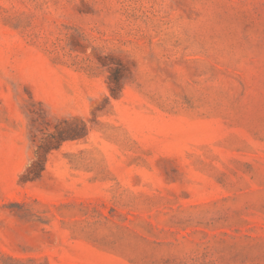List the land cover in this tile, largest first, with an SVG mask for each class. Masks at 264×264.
Returning a JSON list of instances; mask_svg holds the SVG:
<instances>
[{
  "label": "rangeland",
  "instance_id": "1",
  "mask_svg": "<svg viewBox=\"0 0 264 264\" xmlns=\"http://www.w3.org/2000/svg\"><path fill=\"white\" fill-rule=\"evenodd\" d=\"M0 264H264V0H0Z\"/></svg>",
  "mask_w": 264,
  "mask_h": 264
},
{
  "label": "trees",
  "instance_id": "2",
  "mask_svg": "<svg viewBox=\"0 0 264 264\" xmlns=\"http://www.w3.org/2000/svg\"><path fill=\"white\" fill-rule=\"evenodd\" d=\"M110 77L111 81L114 82L115 86L111 87L112 93L115 95L116 90L120 87V75L119 73ZM87 131L86 123L83 124L81 133L85 134ZM76 128L69 127V128H57L56 132L51 133L44 142L39 146L37 151V157L32 162V164L26 169V171L22 174L21 180L23 182L33 181L39 178L42 175L43 170L45 169L47 156L51 149L58 147L64 140L68 138H74L78 136Z\"/></svg>",
  "mask_w": 264,
  "mask_h": 264
}]
</instances>
